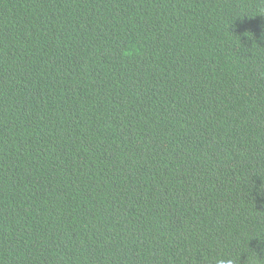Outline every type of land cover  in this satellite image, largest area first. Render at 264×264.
I'll return each instance as SVG.
<instances>
[{
    "label": "trees",
    "instance_id": "16d2710c",
    "mask_svg": "<svg viewBox=\"0 0 264 264\" xmlns=\"http://www.w3.org/2000/svg\"><path fill=\"white\" fill-rule=\"evenodd\" d=\"M264 264V0H0V264Z\"/></svg>",
    "mask_w": 264,
    "mask_h": 264
},
{
    "label": "clouds",
    "instance_id": "9594fccd",
    "mask_svg": "<svg viewBox=\"0 0 264 264\" xmlns=\"http://www.w3.org/2000/svg\"><path fill=\"white\" fill-rule=\"evenodd\" d=\"M213 264H236V260L232 257H217Z\"/></svg>",
    "mask_w": 264,
    "mask_h": 264
}]
</instances>
